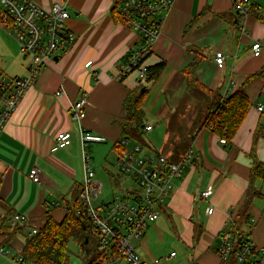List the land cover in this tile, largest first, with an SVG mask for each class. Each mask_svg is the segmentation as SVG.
I'll use <instances>...</instances> for the list:
<instances>
[{
	"label": "crops",
	"instance_id": "1",
	"mask_svg": "<svg viewBox=\"0 0 264 264\" xmlns=\"http://www.w3.org/2000/svg\"><path fill=\"white\" fill-rule=\"evenodd\" d=\"M34 1L46 8L64 4L70 14L66 28L73 39L40 72L0 132V248L9 250L12 258L19 256L29 229L42 228L48 217L62 221L72 200L79 199L83 179L80 143L74 137L71 146L53 152L61 132L75 136L85 128L106 137V143L91 147L92 166L100 182L99 164L102 174L110 180L116 177L118 143L127 138L122 131L126 124L123 104L144 84L149 90L146 101L149 98L147 103L151 100L153 104L151 109L146 101L143 105L145 128L152 127L151 131L144 129V147L172 160L192 150L194 161L175 180L159 219L142 240L132 244L134 251L149 264L157 259L160 264H222L217 254L220 235L246 200L255 134L256 154L264 163V111L258 110L264 106V0H252L253 11L248 16L235 12V0H172L161 36L146 62L148 68L166 65L154 83L140 82L136 74L122 82L115 80L121 63L138 42V35L120 18L118 0ZM12 40L8 43L17 46ZM255 41L262 44L258 57L252 52ZM216 52L226 57L222 69L216 65ZM7 57L5 66L16 60L12 51ZM90 61L93 65L86 67ZM28 64L22 57L13 74L4 71L26 77ZM191 65H196L198 81L213 92L232 95L244 88L250 106L232 143L222 144L212 128H200V118L196 126L205 96L187 86L185 70ZM59 91L64 92L60 97L56 95ZM85 96L87 117L79 123L72 118L71 107ZM158 125L163 126L165 137L161 147L160 140L151 135ZM33 168L42 171L40 185L29 178ZM254 186L262 192L264 183L257 180ZM208 187L214 188L209 201L201 197ZM258 198L264 199V194L247 210L250 220L238 227L263 246L264 210ZM211 205L214 212L208 215ZM16 214L29 221L7 229ZM172 253L176 255L171 257ZM69 255L70 264H79ZM0 264L14 263L1 255Z\"/></svg>",
	"mask_w": 264,
	"mask_h": 264
},
{
	"label": "built area",
	"instance_id": "2",
	"mask_svg": "<svg viewBox=\"0 0 264 264\" xmlns=\"http://www.w3.org/2000/svg\"><path fill=\"white\" fill-rule=\"evenodd\" d=\"M172 6V0H118L120 18L138 35V42L121 63L116 81L122 82L132 74H136L140 82L146 81L149 76L147 59L161 36L166 14ZM234 10L240 16L250 15L253 11L252 0H235ZM69 18L70 14L62 3L46 8L34 0H0V27L16 42L19 53L29 63L26 77L11 76L0 70V132L19 109L40 72L59 51L67 48V41H72L73 34L66 28ZM252 52L255 57L260 56L262 44L259 41L252 44ZM225 60L223 52L215 53V62L220 69L224 68ZM92 65L90 61L85 66ZM63 93L59 91L56 95L60 97ZM87 104L86 96L72 104L71 115L75 121L81 123L86 119ZM258 110L264 111V106L259 105ZM151 130V126L145 128V131ZM74 137L80 143L83 171L79 194L82 207L78 213L86 214L91 223V236L96 243V250L89 253V258L97 255V264H149L136 255L132 244L142 240L149 227L159 219L175 180L194 161L193 151L186 152L179 160H172L125 138L118 143V148L123 149L117 154V175L114 178L118 192L104 200L101 199L103 184L97 179L92 166L91 147L106 143L107 138L85 128H80L75 136L71 132H61L52 151L71 146ZM221 143L226 144V141L221 140ZM42 176L39 168H33L29 174L30 180L37 185L42 183ZM213 195L214 188L208 187L201 197L209 201ZM213 212L211 205L207 214ZM28 221V217L16 214L9 226L15 229L20 223ZM236 232L231 215L217 248L221 263L236 259L238 264H264V245H256L249 235L241 231L238 233L242 241L237 245ZM38 233L39 228H31L27 238H34ZM85 253L81 250L80 255L84 256ZM0 254L14 264H30L21 254L12 258L11 252L4 248H0ZM175 255L172 253L171 257ZM160 263L161 260L157 259L153 264Z\"/></svg>",
	"mask_w": 264,
	"mask_h": 264
},
{
	"label": "trees",
	"instance_id": "3",
	"mask_svg": "<svg viewBox=\"0 0 264 264\" xmlns=\"http://www.w3.org/2000/svg\"><path fill=\"white\" fill-rule=\"evenodd\" d=\"M165 67L164 63L150 67L149 76L145 82H156ZM185 75L187 86L191 90L202 92L205 96V102L199 117L201 120L200 128H212L213 132L221 140H225L226 143H232L247 116L250 106L244 88L239 89L232 95H224L219 91L213 92L198 81L196 65H191L185 70ZM148 93L149 90L144 84H141L137 90L132 91L127 96L123 104L126 113V124L122 125L123 135L142 146H146L144 140L145 114L143 105ZM257 139L258 135L255 134L253 149L250 154L252 167L246 200L234 218L237 227V245L242 241L241 235L238 233L240 231L238 224L250 220L247 210L255 198L263 196V193L254 186V182L257 180L264 183V163L258 159L256 154ZM121 150L123 149L119 148V152H122ZM81 207L79 199L74 198L71 205L67 208V213L62 221H56L54 218L48 217L45 225L39 228V233L34 238H26L25 247L21 254L24 260L30 264H70L69 244L71 241H75L80 246V249L86 252L82 256L83 264H97V255L89 258V253L96 250V243L91 236L89 219L86 214L78 213ZM2 227L4 228L3 225ZM6 228L11 229L10 226H6ZM226 264L238 263L236 259H232Z\"/></svg>",
	"mask_w": 264,
	"mask_h": 264
},
{
	"label": "rangeland",
	"instance_id": "4",
	"mask_svg": "<svg viewBox=\"0 0 264 264\" xmlns=\"http://www.w3.org/2000/svg\"><path fill=\"white\" fill-rule=\"evenodd\" d=\"M10 40H12V39L0 27V66H2V67H0V70L4 71V69H5L9 74H13L12 73L14 71L13 69L15 68V66H18L19 59H21V61H22L23 56L19 53V49H17L16 45H10L8 43V41L10 42ZM11 42H13V40ZM11 46H13V47H11ZM11 51H12L13 55L16 57V60H15V62L10 61L8 66H5L8 59H9L7 56L11 55ZM148 99H147V101H148ZM147 101H146L145 105L148 109H151L153 107L152 101L149 100L148 103H147ZM178 117H179V115H178ZM176 122H178V120H175V123ZM198 125H199V117L196 121V126H198ZM158 127L159 128L155 129L154 133H152L151 135L156 136L158 138V140H160V143H158V147H161V146H164L163 144L161 145L162 142L165 144V142H164L165 137H164V133H163V126L158 125ZM110 162H111V160H110ZM100 167L101 166L99 164V168H97V169H98V171L101 172L99 177L101 178L102 184L104 187V191L102 193L101 199L108 200V199H110V197L112 196L113 193L118 192V187L114 181V178H111V180H110L108 175H105L104 173H103L104 175L102 174V170L100 169ZM262 192L264 194V186H263ZM256 200L258 202H260L259 205H260L261 209L264 210V199L258 198ZM69 253L71 254V256H74L76 258V261H78L79 264H83V257L80 255L81 254L80 246L75 241L70 242Z\"/></svg>",
	"mask_w": 264,
	"mask_h": 264
},
{
	"label": "water",
	"instance_id": "5",
	"mask_svg": "<svg viewBox=\"0 0 264 264\" xmlns=\"http://www.w3.org/2000/svg\"><path fill=\"white\" fill-rule=\"evenodd\" d=\"M144 90H145V89H144ZM144 90H143V91H144Z\"/></svg>",
	"mask_w": 264,
	"mask_h": 264
}]
</instances>
